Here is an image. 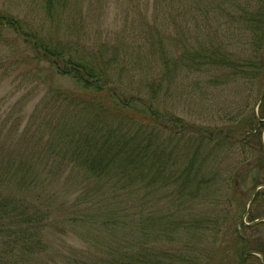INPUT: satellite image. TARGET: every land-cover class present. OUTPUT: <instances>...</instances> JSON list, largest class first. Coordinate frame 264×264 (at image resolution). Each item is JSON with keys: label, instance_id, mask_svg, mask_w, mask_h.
Returning <instances> with one entry per match:
<instances>
[{"label": "rangeland", "instance_id": "1", "mask_svg": "<svg viewBox=\"0 0 264 264\" xmlns=\"http://www.w3.org/2000/svg\"><path fill=\"white\" fill-rule=\"evenodd\" d=\"M237 2L69 0L65 13L60 14L54 6L49 12L45 0H0L3 11L28 21L32 29L59 37L74 51L99 52L101 58L110 61L115 75L122 76L124 87L138 93L142 89L166 118L172 119L167 123L168 130L163 139L155 136L150 149L156 168L153 166L152 189L147 194V204L152 210L148 222L149 231H152L148 247L155 252L153 259L158 264H166L156 259L160 255L167 259L192 255L198 263L210 253L218 258L227 254L233 257L234 248L229 241L220 243L223 233L226 239L230 238L228 227L233 220L237 223L242 219L248 223L250 218L257 219L264 214V128L258 129L264 122V98L257 105L264 90V78L234 79L215 73H188L185 69L176 70L171 62L173 57L180 55L187 59L194 54L206 58L211 53H218L220 59L228 52L237 54L238 50L248 55L250 52L245 44L232 42L237 33L231 26L232 10ZM0 38L12 42L4 44L0 41V64L5 63L3 67L0 65V157L15 160L40 155L54 157L55 154L46 148L58 144L60 137L55 123H58L62 109L51 105L55 93L50 91L47 83L35 84L32 70L36 63L29 59L20 63L25 60L21 54L27 52V45L9 29L3 30ZM217 57L212 61L217 62ZM165 58L170 59L168 68L163 63ZM44 67H47L46 63ZM215 68L213 64L207 67L209 70ZM160 79V91H151L152 83L155 85ZM47 82L68 90L76 88L68 77L56 76L53 80L50 75ZM149 84L150 88L146 87ZM45 116H51L52 122L40 126ZM177 119L184 126L175 134L174 121ZM228 132L231 139L225 137ZM245 132L250 135L249 143L256 150L242 146L240 141ZM60 169H52L51 164L41 169V177L51 174L47 193L51 190L60 196L49 206V216L53 219L47 221L42 247L30 252L24 251L19 244L12 245L10 232L5 234L10 223L2 217L0 264H100L101 258H106L96 249L93 236L83 239L71 232L70 224L64 223L66 207L75 198L77 179L68 169ZM180 172L182 175L185 172V177L181 178V175L178 179L176 175ZM237 175L244 197L229 202V197H234L233 181ZM14 177L15 182L11 180L12 184H4L7 186H4V197L13 199L23 194L25 189L18 187L21 175ZM45 182L40 184L41 187ZM136 188L139 190L134 204L138 206L143 203L145 190L139 183ZM256 188H259V196L246 213ZM24 194L32 201L36 195L35 192ZM67 194L68 197H64ZM50 202L51 199L47 205ZM223 212L229 213L218 234L213 226L216 215ZM258 229V241L264 246V225ZM131 238L134 247L143 239L139 231ZM105 241L106 245L111 242ZM246 264L258 262L251 256Z\"/></svg>", "mask_w": 264, "mask_h": 264}, {"label": "trees", "instance_id": "2", "mask_svg": "<svg viewBox=\"0 0 264 264\" xmlns=\"http://www.w3.org/2000/svg\"><path fill=\"white\" fill-rule=\"evenodd\" d=\"M68 2L69 0H45L49 12L54 6L56 12L60 14L65 13ZM232 11L231 26L237 31L232 42L238 45L245 44L250 52L248 55H244V51L242 53L239 50L237 54L228 52L220 56V59L217 57L218 53L215 55L211 53L206 58L194 54L185 59L180 55L179 58H172V66L176 70L185 69L188 73L196 71L210 75L222 74L234 79L238 77L263 79L264 0H238ZM30 25L21 17L0 8V36L3 30L9 29L27 45L28 53L21 54L25 60H20V63L25 62L26 59L31 60L33 64L36 63L32 70L35 84L47 83L50 91L55 93L51 105L62 109L58 123L54 125L57 130L59 129L60 137L58 144L45 147L49 153L55 154L54 157L50 158L46 155L47 157L43 158L40 155L42 152L38 154L40 156L36 155L37 158L31 159L22 157L20 160H15L12 157L6 159L0 157V218H6L10 223L9 229H5V234L10 232L8 236L12 237V245L19 244L23 246L24 251L31 252L42 247L47 221L49 218L53 219L49 216V206L59 200V195L51 190L47 193L48 185L52 181L51 174H48L49 177H41V169L51 164L52 169H68L70 173L75 174V177L71 174L77 179L75 198L69 201L66 207L67 215L64 223L70 224L71 232L80 235L83 239L93 236L96 249L102 251L106 257L101 258L100 264H158L153 259L155 252L148 247V238L152 232L149 231L148 222L150 223L152 210L150 211L147 204V194L152 189L154 171L150 149L153 148L155 136L163 139L168 130L167 123L172 119L166 118L153 99L147 97L142 89H139L140 93H138L124 87L122 76L115 75L110 61L101 58L96 50L91 51V55L74 51L59 37L44 31H36ZM0 41L4 44L12 43L8 38H0ZM216 57L217 62H213ZM169 62V58L163 60L167 68ZM44 63L47 67H44ZM210 64L216 66L215 70L207 69ZM0 65L3 67L5 63ZM50 75L53 80L56 76L72 79L76 84L75 90L64 89L47 82ZM160 83H162L161 79L155 85L152 83V86L149 84L146 87L151 86V91L159 92ZM51 118V116L43 117L40 126L44 122L51 123L52 121L49 120ZM174 124L175 134L182 131L184 125L181 120L177 119ZM263 128L264 122L258 129L262 131ZM229 134L231 135L230 132L225 133L227 139L232 138ZM252 135L254 136V133ZM243 136L240 141L242 146L256 150V147L249 143L250 135L245 132ZM184 173L182 175L180 172L176 177L179 179L182 175L181 178H184ZM17 174L21 175L19 179L21 187L19 184L18 187L25 189L23 194L13 199L4 197L6 193L4 184H12L11 180L14 181V175ZM238 179L237 175L233 181L234 197H229V202L244 197L243 191L239 189ZM42 182H45L44 187L40 185ZM138 183L145 190V195L142 199L143 203L136 206L134 197L139 190L136 188ZM26 192L36 193L33 201L26 197L27 194H24ZM257 196L259 191L254 199ZM64 197H68V194ZM50 199L51 202L47 205ZM223 213L216 215L213 226L214 232L218 234L221 233L229 212ZM256 218L262 219L264 214ZM255 220L250 218L248 223L242 219L237 223L233 220L228 227L230 238L227 234L226 239L223 233L220 243L229 241L228 244L234 248L233 257L227 254L218 258L210 253L204 255L202 263L196 262L192 255L172 256L168 259L160 255L156 256V259L166 264H242L243 256L248 251L261 253L264 257V246L258 241L257 235L258 228L264 225V221L253 223ZM136 227V231H139L143 239L134 247L131 237L133 233L135 234ZM249 230L252 233H249ZM105 240L111 242L106 245ZM251 256L257 259L258 264H264L261 257L255 254H249L244 264Z\"/></svg>", "mask_w": 264, "mask_h": 264}, {"label": "water", "instance_id": "3", "mask_svg": "<svg viewBox=\"0 0 264 264\" xmlns=\"http://www.w3.org/2000/svg\"><path fill=\"white\" fill-rule=\"evenodd\" d=\"M263 98H264V90H263V92H262V94H261V97H260V99H259L257 105L263 100ZM260 120H261V119H260ZM258 189H259V188H256V189L254 190V192H253V194H252V196H251V199H250V202H249V205H248V208H247L246 213H249V211H250V209H251V205H252V203H253V200H254V198H255V196H256V193L258 192ZM261 220L264 221V218H262V219H256L255 221H253V223H254V222L261 221ZM249 254H255V255L260 256L261 259H262V261H263V263H264V257H263V255H262L261 253H258V252H255V251H248V252L245 253V255L243 256L242 264H244L245 258H246Z\"/></svg>", "mask_w": 264, "mask_h": 264}]
</instances>
